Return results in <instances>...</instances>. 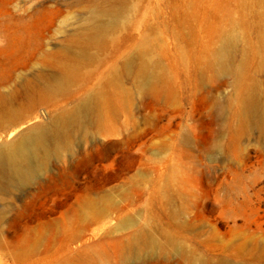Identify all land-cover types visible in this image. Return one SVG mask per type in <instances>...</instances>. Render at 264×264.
<instances>
[{"label": "rangeland", "instance_id": "obj_1", "mask_svg": "<svg viewBox=\"0 0 264 264\" xmlns=\"http://www.w3.org/2000/svg\"><path fill=\"white\" fill-rule=\"evenodd\" d=\"M85 99L0 193V264H264V0H0V145Z\"/></svg>", "mask_w": 264, "mask_h": 264}, {"label": "bare ground", "instance_id": "obj_2", "mask_svg": "<svg viewBox=\"0 0 264 264\" xmlns=\"http://www.w3.org/2000/svg\"><path fill=\"white\" fill-rule=\"evenodd\" d=\"M112 17H114V14H112ZM234 34L232 30L226 33L223 37L222 44L214 51L213 58L221 69L226 67L225 54L228 46L231 45L234 39ZM140 68V75H145L147 71L145 64ZM72 71V68H64L53 83L45 85V92L54 93L66 87L71 78ZM149 78L140 80L138 82V88L145 89L150 83ZM78 104L75 109L64 111L57 116L50 127L39 122L33 123L20 131L13 139L0 145V179L2 178L0 181V193L7 194L3 190H8L9 187L15 185H29L33 183L40 173L47 170L51 159H64L66 151H69L71 148L75 131L83 128L82 114L89 107V102L86 99ZM250 107L251 105L249 106V104H243L244 110L250 109ZM96 109H98V116H101V108L99 105L96 106ZM260 125L264 129V125L262 123ZM100 203L103 206L97 211V214L102 213L104 205H106L103 202ZM4 209L0 211V223L3 220L2 214ZM53 224L54 222L52 221L47 222L48 226ZM139 239L140 243L138 242ZM134 242L138 244L152 243L150 240H146L141 234L134 237Z\"/></svg>", "mask_w": 264, "mask_h": 264}]
</instances>
